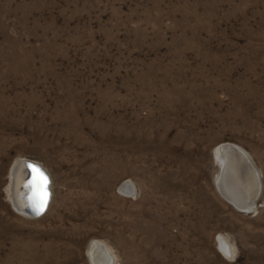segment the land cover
<instances>
[{"label":"rangeland","instance_id":"rangeland-1","mask_svg":"<svg viewBox=\"0 0 264 264\" xmlns=\"http://www.w3.org/2000/svg\"><path fill=\"white\" fill-rule=\"evenodd\" d=\"M224 143L259 171L252 213L216 190ZM19 160L50 177L37 218ZM92 241L112 264H264V0H0V264H91Z\"/></svg>","mask_w":264,"mask_h":264},{"label":"water","instance_id":"water-1","mask_svg":"<svg viewBox=\"0 0 264 264\" xmlns=\"http://www.w3.org/2000/svg\"><path fill=\"white\" fill-rule=\"evenodd\" d=\"M214 158L217 162V164L219 165V173H218V180H223V178L226 176L225 174L227 173V169H226V164L225 161H227L228 159L230 161H232L233 158L239 160L240 163V170H241V175H246V177H248V175H252L254 176V180H253V187L251 188V193L248 195V197L244 200V202L242 204V208L237 207V206H233L236 210L240 211V212H244V213H252L253 211L250 209V207L253 205V207L256 204V201L260 195L261 192V181H260V174L259 171L256 169V167L254 166L253 162L251 161L249 155L242 150L240 147L234 145V144H230V143H224L219 145L218 147H216L214 149ZM18 165H23L25 167V171H27V175L25 176L24 180H23V184L26 187L27 192H25L24 197H23V201L26 202L25 203V207L24 209H20L18 208V206L16 207L13 203V196H12V191H11V202L13 204V207L16 209V211H18L20 214H23L27 217L30 218H37L41 215H43L50 203L51 200V182H50V177L48 175V173L43 169V167L33 161H29V160H19L16 163H14V165L12 166L11 172H10V179H11V187H12V173L14 171L15 168L18 167ZM30 166H34L37 169H39L40 172L43 173V175L45 177H47V185L46 188H41L40 184L41 182L38 179L37 173H34L32 171V167ZM35 181V189L33 187V182ZM128 184V190L127 193L129 195H132L134 192V189L132 187V185L130 183H126ZM122 189V188H121ZM216 190L217 192L220 194V196L223 197V195L221 194V191L219 188H217V184H216ZM34 191L37 193H42L44 191L47 192V200L44 206V210L43 212L37 214L36 208L33 206V195H34ZM123 191V189H122ZM125 191V190H124ZM255 203V204H254ZM32 211V212H30ZM220 243H223L225 245V243L223 242V240L220 241ZM226 246V245H225ZM100 255L104 260H106L107 264H112L113 262V257L110 256L108 254V251L106 250V248H104V246L100 243H92L89 246V250L87 251V256L88 259L90 261L91 264H97V258L96 256Z\"/></svg>","mask_w":264,"mask_h":264},{"label":"bare ground","instance_id":"bare-ground-1","mask_svg":"<svg viewBox=\"0 0 264 264\" xmlns=\"http://www.w3.org/2000/svg\"><path fill=\"white\" fill-rule=\"evenodd\" d=\"M225 164H226L227 173L225 174L226 176L223 178L222 181L218 180L219 178L216 177L217 178L216 180L217 188L220 189L221 194L224 197V200H226L229 204L233 206L242 208V205H244L242 203L251 193V188L253 187L254 176L248 175V177H246V175L244 174L241 175L239 160L235 158H233L232 161L228 159L227 161H225ZM25 170L26 169L23 165H18V167L14 169L11 175L13 203L16 207L18 206V208L22 210L26 206L25 205L26 202L23 201V197H24L25 192H27V190H26L25 185L23 184V180L28 172ZM122 189L129 191L128 184H125L124 186H122ZM250 209L254 211L255 206L253 207L252 205ZM92 243L94 244V243H100V242L92 241ZM92 243H90V245ZM220 245H221V249L225 251L226 246L223 243H220ZM103 246L108 251L107 247H105V245ZM108 254L112 256L109 253V251H108ZM96 258H97V264H107L106 260H104L100 255H97Z\"/></svg>","mask_w":264,"mask_h":264},{"label":"snow or ice","instance_id":"snow-or-ice-1","mask_svg":"<svg viewBox=\"0 0 264 264\" xmlns=\"http://www.w3.org/2000/svg\"><path fill=\"white\" fill-rule=\"evenodd\" d=\"M30 167H32V171L34 173H37L38 179L41 182V184H40L41 188H46L47 177H45L43 175V173L40 172L39 169H37L36 167H34V166H30ZM33 187L35 189V181L33 182ZM46 200H47V192L46 191H44L42 193H37L34 191L33 206L36 208L37 214L43 212Z\"/></svg>","mask_w":264,"mask_h":264}]
</instances>
